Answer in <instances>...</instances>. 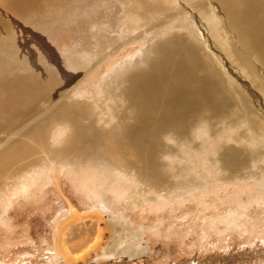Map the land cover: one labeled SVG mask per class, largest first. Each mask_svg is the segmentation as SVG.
Returning <instances> with one entry per match:
<instances>
[{
  "label": "rangeland",
  "instance_id": "374dc122",
  "mask_svg": "<svg viewBox=\"0 0 264 264\" xmlns=\"http://www.w3.org/2000/svg\"><path fill=\"white\" fill-rule=\"evenodd\" d=\"M18 4L0 0V264H264L263 132L188 115L150 152L126 145L127 78L174 43L201 49L189 29L210 0ZM230 147L241 171L222 167Z\"/></svg>",
  "mask_w": 264,
  "mask_h": 264
},
{
  "label": "bare ground",
  "instance_id": "6f19581e",
  "mask_svg": "<svg viewBox=\"0 0 264 264\" xmlns=\"http://www.w3.org/2000/svg\"><path fill=\"white\" fill-rule=\"evenodd\" d=\"M11 1L13 7L19 2H31ZM20 3L18 6L21 8ZM142 6L139 3L136 7L140 10ZM152 7L156 9L155 5ZM210 7V14L202 15L206 28L197 24L188 28L196 36L201 49L183 42L174 43L159 54L161 59L152 62L145 72L137 71L127 78L124 96L130 122L125 123V139L126 145L137 155L153 150V146L147 144L148 137H156L162 128H180L185 121L183 116L188 115L206 116L207 120L216 115L230 120L243 118L250 139L263 144L260 132L264 134V0H210ZM197 22L203 24L199 19ZM221 31L232 34L237 51H234L233 45H229L226 36L222 38ZM206 50L210 52L206 53ZM224 55L234 66L230 67ZM256 70L260 72L259 75H254ZM30 89L34 93L37 86ZM232 89L237 95L241 116H236L231 100ZM29 92L27 87L16 91L14 95L19 97L18 104L28 100ZM7 104V118L12 120L13 115L19 112L16 109L17 101ZM57 115H61V112ZM7 152L4 151L1 156L4 163L13 158ZM220 158L222 167L230 173L241 171L247 162V154L232 147L227 148Z\"/></svg>",
  "mask_w": 264,
  "mask_h": 264
}]
</instances>
